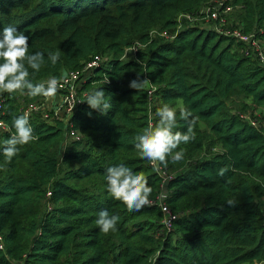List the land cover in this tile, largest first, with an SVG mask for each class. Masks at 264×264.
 I'll return each instance as SVG.
<instances>
[{
  "label": "trees",
  "instance_id": "obj_1",
  "mask_svg": "<svg viewBox=\"0 0 264 264\" xmlns=\"http://www.w3.org/2000/svg\"><path fill=\"white\" fill-rule=\"evenodd\" d=\"M209 1L0 0V264H264V68L180 21ZM229 2L264 38V0ZM96 56L70 126L25 122L20 97L42 100V80ZM151 119L175 175L171 233L146 205L160 183Z\"/></svg>",
  "mask_w": 264,
  "mask_h": 264
},
{
  "label": "built area",
  "instance_id": "obj_2",
  "mask_svg": "<svg viewBox=\"0 0 264 264\" xmlns=\"http://www.w3.org/2000/svg\"><path fill=\"white\" fill-rule=\"evenodd\" d=\"M209 18L215 23L220 21L216 12L211 13ZM222 23L225 21L222 20ZM219 35L226 36L239 44L244 45V50L246 56L252 57L255 56L259 61V64L264 68V47L262 44L255 39V36L252 35H245L242 32L235 31L232 34H223L219 31H216ZM141 45H137L132 48V50H138ZM129 50V49H128ZM104 63V60L96 56L93 60L88 62V64L84 65L81 70L71 71L66 73L61 78L56 80L48 81V82H41L40 88L44 93V97L47 95L48 91H51L52 94L58 93L63 95L64 102L66 105V112L67 114H76L79 110V107L84 104V98L88 96L85 93H82V87L86 84V81L93 75L94 71L101 68ZM107 83V79H106ZM154 89H150L149 91V101L150 105L152 106V98H153ZM30 109H26L25 111L21 110L20 113L23 114L25 118H29V113L34 109V105H31ZM5 114V100L0 98V132L8 133L9 128L8 125L4 122ZM252 122V121H251ZM253 126H256V123L252 122ZM150 128L148 132V141L150 147V154H151V161L150 166L153 167L154 173L158 177L161 183V190L159 191L157 198L154 200H149L146 202L147 206L157 207L160 208L163 213V220L161 222L162 228L165 232L171 233L174 230L175 222L178 220L179 215L174 213L168 204L169 195L167 189L169 187L170 182H172L175 178V175L162 167L155 156L154 153V146L157 142V136L160 134V130L156 128L153 119L150 120ZM70 137H76L77 140H80L79 135L71 131ZM159 183V186H160ZM50 195V194H49ZM169 228H173L168 230ZM0 251L5 252V245L2 235L0 234ZM14 264H24V263H14Z\"/></svg>",
  "mask_w": 264,
  "mask_h": 264
},
{
  "label": "rangeland",
  "instance_id": "obj_3",
  "mask_svg": "<svg viewBox=\"0 0 264 264\" xmlns=\"http://www.w3.org/2000/svg\"><path fill=\"white\" fill-rule=\"evenodd\" d=\"M229 4H230L229 0H211L208 3L206 2L202 6V8L199 11L194 12L193 15L184 14L185 16L180 17V21L181 20L190 21V25L197 26V28H199L205 32L219 31L223 34H232L233 32L238 31V32H242L245 35H252L253 34L255 36V39H257L262 44V46L264 47V38L260 37L259 34H257L256 32H253V31L250 33H246L245 31H243L242 26L240 25L239 13H238L240 10L239 9L240 7H237V6L233 7V6H231V4L230 5ZM214 12H216L218 15V18H220V21H218V23H215L214 21L211 20L212 18H209V15L211 13H214ZM222 20L225 21V23H222ZM259 33L261 34V32H259ZM220 36L223 37V35H220ZM224 37H226V36H224ZM226 38H228V37H226ZM234 42H233L234 47L236 46L234 49H237L239 47L238 43L237 42L234 43ZM140 48H142V46ZM137 51L136 50L134 51V50H132V48H129V50H127L126 56L123 59L124 60L130 59L131 57L134 56V54ZM244 54H245V50H244ZM252 57H254L257 60V58L255 56H252ZM257 62L259 63L258 60H257ZM66 73H69V72L64 71L62 76L65 75ZM52 80H56V79L51 77L49 79L47 78L46 80L45 79L42 80V82H48V81H52ZM82 89H83V87H82ZM1 94H3V92L0 93V98H2ZM52 95H55V96L52 97ZM57 98H59V99L61 98L62 101L56 100ZM18 103H19L20 111L21 110L25 111L27 108L30 109L32 107L31 105H34L33 106L34 109L29 113L30 117L28 119L24 117V120L26 123L31 119H34V118L38 119L39 118V119H42L51 125H53L55 121L63 122L67 126L71 125V119H72L74 114H71V115L67 114L66 105L64 102V97L61 94H58V93L52 94L51 91H48L45 98H43L40 101H36V102L27 101L23 97H20ZM258 114H259V112H258ZM247 120H249V119H247ZM250 121H252L253 123H256L254 120H250ZM69 141H78V140L76 139V137L72 138V137H70V134H68V135L66 134V138H65L62 145L65 147V144L67 142L69 143ZM63 151L64 150H62V152ZM160 190H161V183L159 186V191ZM167 192H168V195H171L169 187L167 189ZM261 206H262L261 209L264 213V200L261 202ZM170 209H171V207H170ZM171 229H173V228H169L168 230H171ZM162 232H163V230H162Z\"/></svg>",
  "mask_w": 264,
  "mask_h": 264
},
{
  "label": "crops",
  "instance_id": "obj_4",
  "mask_svg": "<svg viewBox=\"0 0 264 264\" xmlns=\"http://www.w3.org/2000/svg\"><path fill=\"white\" fill-rule=\"evenodd\" d=\"M55 95H52V97H54ZM56 100H58V101H62V99L60 98H57ZM57 103V102H56ZM60 103V102H59ZM56 105V104H55Z\"/></svg>",
  "mask_w": 264,
  "mask_h": 264
}]
</instances>
